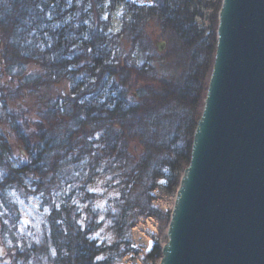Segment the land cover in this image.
I'll list each match as a JSON object with an SVG mask.
<instances>
[{"label":"trees","instance_id":"1","mask_svg":"<svg viewBox=\"0 0 264 264\" xmlns=\"http://www.w3.org/2000/svg\"><path fill=\"white\" fill-rule=\"evenodd\" d=\"M59 1L0 0V205L9 203L11 190H34L49 205L42 238L14 252L11 262L118 264L137 253L131 230L140 218L170 221L153 205V193L175 194L190 163L222 0H151L150 7H131L125 33L132 50L149 49L152 22L174 71L165 76L112 58L117 47L109 26L101 29L93 20L86 40L78 39L82 29L75 23L57 27L49 16ZM104 1L85 0L96 12ZM205 10L212 13L208 31L196 23ZM65 87L67 94L58 93ZM2 127L24 150L22 161ZM74 165L80 177L67 183ZM102 174L112 175L109 188L118 193L104 221L90 191ZM105 223L113 241L97 237ZM161 257L155 243L148 259ZM0 264H7L1 256Z\"/></svg>","mask_w":264,"mask_h":264},{"label":"water","instance_id":"2","mask_svg":"<svg viewBox=\"0 0 264 264\" xmlns=\"http://www.w3.org/2000/svg\"><path fill=\"white\" fill-rule=\"evenodd\" d=\"M218 18L208 90L159 264H264V0H222ZM156 46L162 53L167 44Z\"/></svg>","mask_w":264,"mask_h":264},{"label":"rangeland","instance_id":"3","mask_svg":"<svg viewBox=\"0 0 264 264\" xmlns=\"http://www.w3.org/2000/svg\"><path fill=\"white\" fill-rule=\"evenodd\" d=\"M204 1L210 3L218 2V0ZM91 5L86 3L85 0H60L53 12L55 16L50 14L49 19L57 27L65 26L68 23H75V30L82 29V34L78 36V39L83 38L85 40L88 38L93 20L96 24L100 25L101 29L109 26L107 34L110 35V38L114 41V46L117 47L112 54V58H115L117 61L128 59V61L137 66L146 65L159 76L174 73V71L170 70L171 63L164 57L167 46L162 53L157 49L156 43H166V40L161 39L156 33L157 28H155L152 22H148L146 28V34L151 40V44H148L149 49L147 51L142 49L132 50L131 39L125 33V28L129 25L132 15L131 7L133 5L145 8L150 7L153 5L151 0H116L115 3L112 0H105L97 12ZM204 13L205 17L197 19L196 23L200 28L208 31L211 27L209 17L212 13L210 10H205ZM56 18L57 21L55 20ZM80 20H82V26L78 23ZM68 90L66 87L59 88L58 93L61 91V94H67ZM29 105H32V103L29 102ZM202 110L203 108L198 111L200 117ZM2 131L7 136L15 157L22 161L23 159L20 155L24 153V150L17 143L7 127H2ZM84 165L85 163H82V166ZM72 170L71 175L67 174L65 176L67 183L72 181V176L80 177L81 172H78V165H74ZM112 180V175L102 174L90 186V191L97 195L96 206L100 210L101 221H104L105 212L107 209L113 207L114 201L118 197V193L109 188V183ZM69 186L67 185V187ZM176 193L168 195L162 189L156 190L153 193V205L160 212L171 215L175 204ZM8 196L10 199L9 203L0 205V245L5 248V252L7 253L5 258L10 257V262L7 264H22L21 262H11L13 258L12 254L17 251L23 252L25 247H29L33 242H37L42 238L46 227V217L49 213V205L44 201L43 196L41 194H35L34 190H11ZM168 224L166 220H157L156 218L150 217L140 218L137 225L131 230L133 247L137 250V253L126 256L118 264H159L160 260H149L148 255L152 252L155 243H158L161 247L167 243ZM97 237L100 240H114L108 223H105L99 230ZM28 264H43V262L33 259Z\"/></svg>","mask_w":264,"mask_h":264},{"label":"flooded vegetation","instance_id":"4","mask_svg":"<svg viewBox=\"0 0 264 264\" xmlns=\"http://www.w3.org/2000/svg\"><path fill=\"white\" fill-rule=\"evenodd\" d=\"M4 258V257H3Z\"/></svg>","mask_w":264,"mask_h":264}]
</instances>
